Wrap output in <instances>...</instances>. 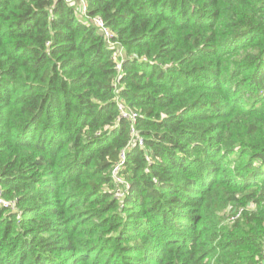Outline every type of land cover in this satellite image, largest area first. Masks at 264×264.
I'll use <instances>...</instances> for the list:
<instances>
[{
    "label": "trees",
    "instance_id": "16d2710c",
    "mask_svg": "<svg viewBox=\"0 0 264 264\" xmlns=\"http://www.w3.org/2000/svg\"><path fill=\"white\" fill-rule=\"evenodd\" d=\"M85 1L0 0V264H264V0Z\"/></svg>",
    "mask_w": 264,
    "mask_h": 264
},
{
    "label": "built area",
    "instance_id": "2783aa9c",
    "mask_svg": "<svg viewBox=\"0 0 264 264\" xmlns=\"http://www.w3.org/2000/svg\"><path fill=\"white\" fill-rule=\"evenodd\" d=\"M62 1H64L65 3H67V4H69V5L74 6L76 13L80 14L81 16H85V13H86V11H87V5H86V1H85V0H62ZM92 20H93V22H94L95 24H97L99 27L101 26L100 28L102 29V32H103L104 36H106V38H107L108 40H110V42H109L108 44H109L111 47H113V48H116V47H117V48L120 49V51H122V50H121V47L117 46V43L114 42V41L111 39L109 32H108L106 29L102 28L104 25H103L101 19L98 18V17H95V18H93ZM122 59H123V58L119 59L120 62H118V65L122 62ZM116 60H117V59H116ZM117 61H118V60H117ZM134 116H135V114L132 113V114H131V118H134ZM4 202H5V201H4ZM5 203H6V202H5Z\"/></svg>",
    "mask_w": 264,
    "mask_h": 264
},
{
    "label": "rangeland",
    "instance_id": "374dc122",
    "mask_svg": "<svg viewBox=\"0 0 264 264\" xmlns=\"http://www.w3.org/2000/svg\"><path fill=\"white\" fill-rule=\"evenodd\" d=\"M76 15H77V17L82 18V16H80V14H78V13H76ZM114 49H115V50H114V52H113V55L115 56V58H116L117 60L123 58V55H122L120 49H119V48H118V49L114 48ZM248 205H249L250 208H254V206H255L253 202H252L251 204H248ZM235 216H238V213H237ZM230 217H231V216H230ZM230 217H229V220H230Z\"/></svg>",
    "mask_w": 264,
    "mask_h": 264
}]
</instances>
